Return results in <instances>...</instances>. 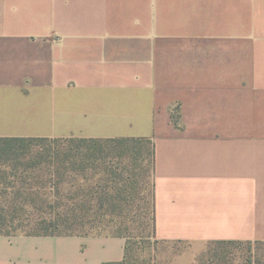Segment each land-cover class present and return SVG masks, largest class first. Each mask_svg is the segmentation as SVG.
<instances>
[{
  "label": "crops",
  "instance_id": "0c3cea01",
  "mask_svg": "<svg viewBox=\"0 0 264 264\" xmlns=\"http://www.w3.org/2000/svg\"><path fill=\"white\" fill-rule=\"evenodd\" d=\"M0 138L148 139L158 239L264 242V0H0ZM125 250L0 235V264Z\"/></svg>",
  "mask_w": 264,
  "mask_h": 264
},
{
  "label": "trees",
  "instance_id": "16d2710c",
  "mask_svg": "<svg viewBox=\"0 0 264 264\" xmlns=\"http://www.w3.org/2000/svg\"><path fill=\"white\" fill-rule=\"evenodd\" d=\"M154 169L148 139L0 138V235L86 236L107 217L130 215L148 194L155 219ZM251 242L209 241L196 261L233 264L229 247ZM242 263L264 259L248 254ZM103 264H129L127 245L121 261Z\"/></svg>",
  "mask_w": 264,
  "mask_h": 264
},
{
  "label": "rangeland",
  "instance_id": "374dc122",
  "mask_svg": "<svg viewBox=\"0 0 264 264\" xmlns=\"http://www.w3.org/2000/svg\"><path fill=\"white\" fill-rule=\"evenodd\" d=\"M142 168L148 165L147 154L144 153ZM152 185V178L149 177ZM136 207L130 215L126 211L113 218H105L100 227L83 232L88 235L122 234L126 238L129 264H175L197 260L204 256L209 242L196 245L189 241H165L157 238L156 221L153 217L152 199L136 200ZM128 215V216H126ZM234 257V264H243V258L251 254L264 259V242L242 243L229 247ZM155 258V259H153Z\"/></svg>",
  "mask_w": 264,
  "mask_h": 264
}]
</instances>
